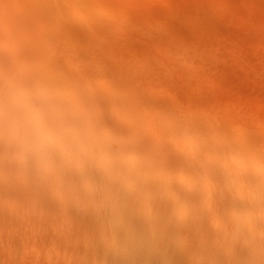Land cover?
Segmentation results:
<instances>
[{
  "label": "bare ground",
  "instance_id": "obj_1",
  "mask_svg": "<svg viewBox=\"0 0 264 264\" xmlns=\"http://www.w3.org/2000/svg\"><path fill=\"white\" fill-rule=\"evenodd\" d=\"M20 3L31 24L29 0H0V204L19 203L15 216L0 212V264L16 262L11 250L27 254L22 264H68L59 251L70 236L74 249L113 250L110 235L123 234L129 219L146 227L138 239L159 238L146 226L157 218L177 226L184 261L197 246L214 264H264V140H236L208 112L188 116L145 90L85 91L29 48L41 30L16 18ZM63 31L70 36L73 26L66 21ZM153 106L172 108L171 120ZM59 209L60 219L83 217L86 245L69 226L56 229Z\"/></svg>",
  "mask_w": 264,
  "mask_h": 264
},
{
  "label": "rangeland",
  "instance_id": "obj_2",
  "mask_svg": "<svg viewBox=\"0 0 264 264\" xmlns=\"http://www.w3.org/2000/svg\"><path fill=\"white\" fill-rule=\"evenodd\" d=\"M29 5L35 12L31 24L20 17L24 4L13 9L21 23L41 30L30 35L29 48L43 62L49 54L56 62L53 70L69 72L85 91L134 95L145 90L153 101L165 98L188 116L208 112L233 127L236 140H264V0H29ZM66 21L73 26L70 36L63 31ZM152 110L159 119L174 113L172 108ZM18 204L12 199L7 211L0 204V212L15 216ZM60 211L51 215L56 229L69 226L86 245L83 217L60 219ZM126 224L123 234L110 235L113 250L108 245L92 249L95 254L86 247L74 249L76 236H70L59 254L75 264H214L197 246H191L189 261L181 259L177 226L162 218L146 223L160 231L159 238L138 239L142 233L135 232L146 227L132 219ZM5 245L0 241V249ZM9 253L14 264L31 262L23 251ZM46 261L51 262L49 256Z\"/></svg>",
  "mask_w": 264,
  "mask_h": 264
}]
</instances>
